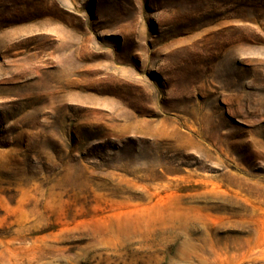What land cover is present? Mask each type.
Listing matches in <instances>:
<instances>
[{"label":"rangeland","instance_id":"1","mask_svg":"<svg viewBox=\"0 0 264 264\" xmlns=\"http://www.w3.org/2000/svg\"><path fill=\"white\" fill-rule=\"evenodd\" d=\"M0 264H264V0H0Z\"/></svg>","mask_w":264,"mask_h":264}]
</instances>
